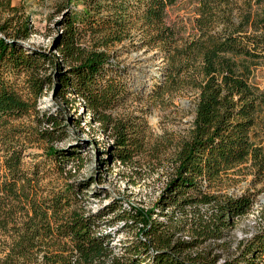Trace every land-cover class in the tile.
<instances>
[{
  "label": "trees",
  "instance_id": "1",
  "mask_svg": "<svg viewBox=\"0 0 264 264\" xmlns=\"http://www.w3.org/2000/svg\"><path fill=\"white\" fill-rule=\"evenodd\" d=\"M176 1L61 0L53 13L61 17L56 57L27 47L35 34L31 16L0 0V264H264V227L220 261L194 252L199 239L176 238L172 222L153 219L158 209L186 217L207 206L215 225L232 229L256 195L221 199L213 188L242 165L264 174V145L256 142L264 131V89L254 81L264 62V0H201L196 34L187 39L167 21ZM128 41L160 49L168 89L198 94L192 129L155 207H124L119 198L93 212L74 185L42 195L39 177L23 167L24 143L48 144V157L60 163L76 154L54 146L67 137L63 110L39 108L50 85L62 104L82 101L84 114L113 139L115 160L127 165L143 153L135 124L113 116L127 89L110 48ZM118 222L141 227L116 251L110 229Z\"/></svg>",
  "mask_w": 264,
  "mask_h": 264
},
{
  "label": "rangeland",
  "instance_id": "2",
  "mask_svg": "<svg viewBox=\"0 0 264 264\" xmlns=\"http://www.w3.org/2000/svg\"><path fill=\"white\" fill-rule=\"evenodd\" d=\"M11 1L32 18L35 34L26 42L27 47L58 57L54 49L61 31L58 26L61 17H55L53 13L61 0ZM200 6L201 0H177L169 7L167 21L180 38L187 39L196 34L195 22L199 18ZM4 17L0 10V21ZM110 51L116 53L115 70L123 75L118 79L127 89L125 99L113 111V116L135 124L144 144L143 153L135 157V163L124 165L115 160L110 135L103 133L100 125L91 121L90 115L84 114L80 99L62 104L57 97V86L53 84L46 88L38 105L42 111L63 110L67 137L54 146L76 154L60 163V160L48 157V144L24 143L23 167L34 177H39L42 195L71 186L79 193L80 204L93 212L119 198L124 207L130 205L151 211L173 173L177 147L192 129L198 94L190 90L171 91L166 87L164 68L167 63L160 49H139L128 41L110 48ZM46 67L48 75L51 74L52 68ZM254 81L264 89V62L257 67ZM23 124L26 130L31 125L29 121ZM258 135L262 140L257 138L256 142L264 145V131L258 130ZM3 162L1 156V174L4 173ZM212 192L221 199L251 193L256 195V200L251 211L238 219L232 229L215 225V209L207 206L197 208L195 216L189 210L186 217L171 213L169 217L162 216L158 209L153 219L172 222L176 238L199 239L201 244L194 252L220 257L221 261L264 227V174L256 172L250 164L242 165L230 171ZM140 227L118 222L110 229L115 233L111 245L118 251L125 242L136 237ZM0 256H3L1 246Z\"/></svg>",
  "mask_w": 264,
  "mask_h": 264
}]
</instances>
